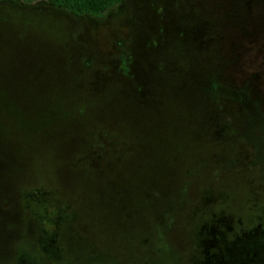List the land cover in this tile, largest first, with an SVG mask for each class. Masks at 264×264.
<instances>
[{"label":"rangeland","instance_id":"obj_1","mask_svg":"<svg viewBox=\"0 0 264 264\" xmlns=\"http://www.w3.org/2000/svg\"><path fill=\"white\" fill-rule=\"evenodd\" d=\"M0 264H264V0H0Z\"/></svg>","mask_w":264,"mask_h":264},{"label":"trees","instance_id":"obj_2","mask_svg":"<svg viewBox=\"0 0 264 264\" xmlns=\"http://www.w3.org/2000/svg\"><path fill=\"white\" fill-rule=\"evenodd\" d=\"M30 1H32V0H26V2H30ZM45 1L48 4H50L52 7L62 9V10L66 11V12H68L74 16H90L93 18H101L107 12H109L112 8H114L116 5H118L122 0H45ZM10 131L13 132L12 130H10ZM9 132L7 133L8 138H9ZM14 137L15 136H12L11 139L9 138V140H10L9 143H10V146L12 148L13 153L21 147L25 148V142L24 143L23 142H20V143L15 142V141H13ZM133 157H131L129 159H132ZM17 161H18V157L16 155V163H17ZM125 161L126 160H123L122 162H125ZM103 176H105V175H103ZM27 178H25V179H27ZM23 181H21V182H23ZM58 182H60V181H58ZM60 183H62V182H60ZM62 184L64 185L63 187H67L68 190H71L73 188L70 185H66V183H62ZM18 185L16 186L15 193L10 200V205L12 206L10 215H15L17 217H20L23 211H22V204H21L22 202H19V200L16 198L17 196L19 197V195H20V192L19 193L17 192ZM179 185H178V187H179ZM172 197L173 196L170 195V192H168L165 199L158 206V210L156 211V213L160 210L162 205L165 206L166 204H169V200ZM153 222L156 223V225H158L157 227L159 229L162 228V224H160V222H158V221L156 222L155 217H152V224H153ZM157 227H154V229L152 227V229L150 231L151 242H154V241H155V243L159 242L158 239L156 238V233H155V228H157ZM130 247L132 248V246H130Z\"/></svg>","mask_w":264,"mask_h":264}]
</instances>
